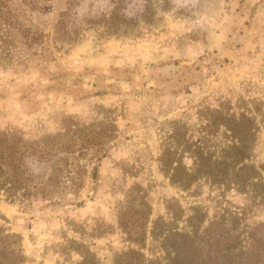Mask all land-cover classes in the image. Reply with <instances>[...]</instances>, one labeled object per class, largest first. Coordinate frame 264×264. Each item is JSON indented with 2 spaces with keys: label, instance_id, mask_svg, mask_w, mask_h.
I'll use <instances>...</instances> for the list:
<instances>
[{
  "label": "rangeland",
  "instance_id": "obj_1",
  "mask_svg": "<svg viewBox=\"0 0 264 264\" xmlns=\"http://www.w3.org/2000/svg\"><path fill=\"white\" fill-rule=\"evenodd\" d=\"M40 1L9 0L11 17L0 16V164L8 185L31 193L10 200L0 190V224L21 236L20 264H83L70 239L97 264H116L144 239L148 256L154 244L160 254L151 230L168 220L167 198L196 199L161 169L162 144L173 120L197 136L206 100L264 101V0H127L128 31L100 25L74 44L55 38L66 0ZM83 3L87 18L114 8ZM22 28L41 42L29 45ZM253 159L264 161V124Z\"/></svg>",
  "mask_w": 264,
  "mask_h": 264
},
{
  "label": "trees",
  "instance_id": "obj_2",
  "mask_svg": "<svg viewBox=\"0 0 264 264\" xmlns=\"http://www.w3.org/2000/svg\"><path fill=\"white\" fill-rule=\"evenodd\" d=\"M25 1L33 8L43 7L40 0ZM85 1L66 0L67 7L60 11L55 26L56 41L74 44L86 29L100 25L107 35L128 31L127 0H112V12L108 15L96 10L95 18L79 15ZM8 2L0 0L1 17H11L10 8L4 9ZM22 32L29 45L43 37L30 28H22ZM217 102L206 100L199 105L197 136L187 122L173 120L172 133L162 144L161 169L171 185L195 201L184 206L175 196L167 198L168 220L159 217L151 230L154 241L160 240L162 252L159 254L154 244L153 256H148L143 250L144 239L139 249H130V255L126 251V257L117 258L116 264H264V220L254 218L259 211L264 213V161L257 164L253 159L264 124V101L240 96ZM3 141L0 138V144ZM2 173L6 172L0 164V190L7 192L8 199L25 201L31 197L29 187L16 182L8 185L10 177ZM206 186L208 196H203ZM19 189L24 190L21 195ZM230 195L241 197L243 202H234ZM201 196L209 197L212 203L200 200ZM68 241L69 250L83 256L80 263L97 264L84 243ZM20 242L19 234L0 224V264H20L27 259Z\"/></svg>",
  "mask_w": 264,
  "mask_h": 264
}]
</instances>
